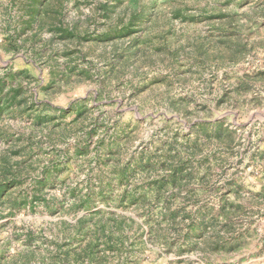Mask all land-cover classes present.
<instances>
[{
  "label": "rangeland",
  "instance_id": "1",
  "mask_svg": "<svg viewBox=\"0 0 264 264\" xmlns=\"http://www.w3.org/2000/svg\"><path fill=\"white\" fill-rule=\"evenodd\" d=\"M0 264H264V0H0Z\"/></svg>",
  "mask_w": 264,
  "mask_h": 264
}]
</instances>
